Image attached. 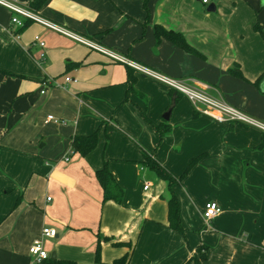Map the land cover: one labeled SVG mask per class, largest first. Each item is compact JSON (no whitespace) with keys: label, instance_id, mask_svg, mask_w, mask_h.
<instances>
[{"label":"crops","instance_id":"obj_1","mask_svg":"<svg viewBox=\"0 0 264 264\" xmlns=\"http://www.w3.org/2000/svg\"><path fill=\"white\" fill-rule=\"evenodd\" d=\"M32 11L146 69L206 85L264 125V0H46ZM10 19L0 6V264H35L28 249L43 228L56 231L42 238L49 258L74 264H264L263 131L199 115L162 83L36 23L16 39ZM155 25L190 50L157 40ZM93 133L91 152L71 151L74 137ZM144 152L175 178L198 159L172 186L184 234L169 227L170 190ZM104 165L119 203L103 201L95 173ZM207 202L221 209L209 223Z\"/></svg>","mask_w":264,"mask_h":264},{"label":"built area","instance_id":"obj_2","mask_svg":"<svg viewBox=\"0 0 264 264\" xmlns=\"http://www.w3.org/2000/svg\"><path fill=\"white\" fill-rule=\"evenodd\" d=\"M217 0H200L203 5H208L210 3H215ZM0 6L7 9L11 14L10 22L17 29L23 27L25 23H36L43 28L55 32L57 34L68 37L85 47L89 50L96 51L105 57H107L112 62L122 63L160 83L168 87L170 90L175 91L178 94H181L185 97L193 107L195 113L205 116L212 121L218 123H228V124H243L249 127H254L260 129L264 132V125L255 121L248 115H246L241 110L220 101L214 97H212L208 93V87L206 85L200 83H187L185 81L174 80L163 76L159 73L146 69L140 65H137L123 56H120L101 45L89 41L83 37H80L63 27L52 23L51 21L41 17L37 13L28 9L27 7L19 4L16 0H0ZM16 39H19V35H14ZM33 45L37 46L41 50L44 49L45 43L39 38V36H35L33 38ZM46 58L45 53L43 51L39 54V60L44 61ZM65 83L75 82L74 79L70 77H66L64 79ZM44 91H41L43 94ZM53 120L52 116H48L46 121ZM147 189V186L144 187ZM49 200V199H48ZM221 213L220 207L215 202H207L204 205L203 209V218L207 223H209L212 219L217 217ZM56 237V231L51 228H43L41 230V237L38 239H34L28 249V254L32 258L35 264H40L42 261L47 260L49 258L48 253L43 248L42 238L45 239H53Z\"/></svg>","mask_w":264,"mask_h":264},{"label":"trees","instance_id":"obj_3","mask_svg":"<svg viewBox=\"0 0 264 264\" xmlns=\"http://www.w3.org/2000/svg\"><path fill=\"white\" fill-rule=\"evenodd\" d=\"M46 0H31L28 2V7L32 10H38L42 4ZM134 1V0H130ZM141 1L143 7H146V3L149 0H138ZM30 23H25V25L17 31H15L14 35H20V33L29 25ZM154 34L157 40L161 38H166L169 41L177 44L179 47L189 51L190 48L184 42V39L171 31H166L162 27L155 25L154 26ZM175 99H173L172 103L170 104V108L174 105ZM156 130L158 131L160 137H162L167 131V128L164 127H157ZM264 139V138H263ZM97 142V133H93L86 137H74L71 141V151L73 153H77L80 156H85L89 152H91L96 147ZM262 147H264V140L262 142ZM143 160L145 166L152 171L159 179L165 181L168 184L170 190V198L168 199V222L170 229L184 234V231L180 224V206L178 200L174 193L172 192V186L179 185L183 178L187 175L189 170L195 165L198 159H194L190 161L186 171L181 175L179 178L173 177L170 173H168L152 156L147 153H143ZM96 179L102 189V196L103 201H113L115 203H119L122 199V190L121 188L115 183L114 179L110 175L109 171L107 170L106 165L102 167L99 171L95 173ZM199 252V260L206 259V252L207 247H200L197 249ZM193 261L198 264V260L193 258ZM40 264H74L72 261H60V260H51L48 258L47 260L42 261ZM114 264H126V257L115 261Z\"/></svg>","mask_w":264,"mask_h":264},{"label":"water","instance_id":"obj_4","mask_svg":"<svg viewBox=\"0 0 264 264\" xmlns=\"http://www.w3.org/2000/svg\"><path fill=\"white\" fill-rule=\"evenodd\" d=\"M211 8H213V7H211ZM168 115H169V113H167L166 115H164L163 118H164V119H168ZM50 259H51V260H54V259H55V255H54V253L51 254Z\"/></svg>","mask_w":264,"mask_h":264}]
</instances>
